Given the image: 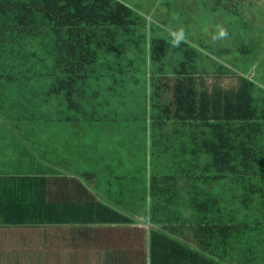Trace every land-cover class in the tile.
<instances>
[{"label":"trees","instance_id":"16d2710c","mask_svg":"<svg viewBox=\"0 0 264 264\" xmlns=\"http://www.w3.org/2000/svg\"><path fill=\"white\" fill-rule=\"evenodd\" d=\"M173 36L124 0H0V128L39 161L127 146L150 264H264V83Z\"/></svg>","mask_w":264,"mask_h":264},{"label":"crops","instance_id":"0c3cea01","mask_svg":"<svg viewBox=\"0 0 264 264\" xmlns=\"http://www.w3.org/2000/svg\"><path fill=\"white\" fill-rule=\"evenodd\" d=\"M46 141L41 149L38 144L39 161L29 152L25 156L9 131L0 128V264H150L151 225L143 220L148 214L122 204L131 201L129 194L136 197L138 188L123 183L121 162L105 164L101 154L91 161L101 160L119 180L113 188L111 179L68 161L74 152L79 166L81 154L95 147L83 148L75 140L65 146L60 139ZM21 176L28 178H15ZM131 215L133 223H126L123 217Z\"/></svg>","mask_w":264,"mask_h":264},{"label":"rangeland","instance_id":"374dc122","mask_svg":"<svg viewBox=\"0 0 264 264\" xmlns=\"http://www.w3.org/2000/svg\"><path fill=\"white\" fill-rule=\"evenodd\" d=\"M124 1L145 16L148 21H155L165 26L167 31L175 35L173 37H180L197 46H205L208 55L230 65L233 69L243 68L247 64L255 62L253 69L255 68L257 72V78L264 83V0H243V2L234 0L233 3L228 4L225 3L227 2L225 0H221L220 3H217L216 0ZM244 49H248L249 52H244ZM204 60L206 63L203 64L204 67L210 70L215 68L214 59L206 58ZM225 82L227 87L235 83L229 78ZM98 136L94 142L88 139V134L85 133V138L81 140L83 148L95 147L93 152L81 154L84 162L77 166L78 155H75L74 152H70L68 161L71 159V164L77 169L80 167V169H88L91 173L98 172L100 179H111V186L115 188L119 184V180L114 179L113 174L106 171L105 166H101L102 161L91 163L95 156L101 154L106 158L105 164L111 163L118 166L121 162L122 170L119 173H123L126 177L123 183L128 182L129 188L132 190L139 188L143 181L141 178H135L134 173L143 164L137 166V159L128 161L129 149L127 146L119 148L108 144L109 138L111 143L115 141L110 133L101 131ZM122 140L126 141L124 134ZM60 157L68 158V154L61 153ZM126 196H128L127 193ZM129 197L131 201L122 204L130 206L132 209L133 206H136L134 211L138 210V212L135 213L143 214L141 208L144 204L137 203L136 197H131L130 194Z\"/></svg>","mask_w":264,"mask_h":264},{"label":"clouds","instance_id":"9594fccd","mask_svg":"<svg viewBox=\"0 0 264 264\" xmlns=\"http://www.w3.org/2000/svg\"><path fill=\"white\" fill-rule=\"evenodd\" d=\"M221 34H223V33H221Z\"/></svg>","mask_w":264,"mask_h":264}]
</instances>
